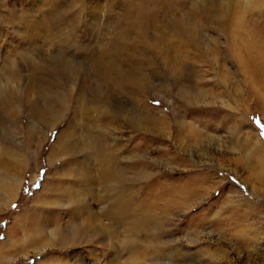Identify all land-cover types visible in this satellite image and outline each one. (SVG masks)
Returning a JSON list of instances; mask_svg holds the SVG:
<instances>
[{
    "label": "rangeland",
    "instance_id": "obj_1",
    "mask_svg": "<svg viewBox=\"0 0 264 264\" xmlns=\"http://www.w3.org/2000/svg\"><path fill=\"white\" fill-rule=\"evenodd\" d=\"M130 1L137 2L143 10L136 14L133 9L129 10L127 21L134 24L142 18L144 23H152L143 33L145 45H158L161 51L167 53L169 50L173 58L180 57L184 61L182 66H185L182 71L179 69L175 83L173 80L167 82L192 86L208 94L202 105L191 106L170 94L171 87L161 85V77H152L148 90L151 116L158 118V111H161L169 118L164 131L155 129V134L149 133L143 140L138 138L133 143V147L142 143L140 152H147L149 170L163 183L162 188L190 185L195 190L194 195L209 191L184 214L179 224L180 233L175 235V229L171 231L172 238L178 240L175 247L192 252L188 264L200 260L199 254L205 246L210 247L211 253V250L219 249L226 254L230 264H264V236L260 235L264 232V227L260 228L264 226V87L261 82L264 72L260 77L264 68V0ZM207 3L221 4L224 14L218 17L209 12L203 5ZM124 4L125 0H0V79L14 89L21 82L18 101L12 111L4 110L0 104V264H71L77 263L79 258L84 260L83 264L114 262L108 260L109 254L104 258L100 254L105 252L101 250L103 247L85 243L66 244L63 249L53 247L37 253L42 245H46L42 241L48 240L52 229L62 224L61 229L68 231L80 220H72L73 212L67 211L73 205L67 203L73 195L69 196L65 188L74 193L77 191L75 194L82 193V188L75 187L78 182L71 169L68 165L62 166V161L67 159L69 163L72 157L60 154L54 156L51 164L48 159L58 153L70 131L82 133L83 137L81 123L84 116L68 104L63 118L52 128H47L33 119L24 102L43 105L35 94L36 81L30 76L35 72L34 66L46 67L48 70L44 74L52 75L47 59L54 53L60 51L66 57L70 56L69 59L80 56L78 59L84 64V53L91 49L103 57L106 47L103 34L123 23V15L129 8ZM72 28L77 38L67 41L65 37L63 40ZM193 28L197 35L193 33L190 41L198 46L197 50L192 51L183 44L181 48L179 46L180 52L175 51L187 31ZM46 31L52 35V45L46 39ZM162 59L161 56L155 58L158 68ZM172 109L182 128L172 125L168 134L170 116L174 114ZM187 125L194 126L196 133H188ZM118 133L124 138L129 134L125 135L122 129ZM119 142L117 146L126 143L125 140ZM81 158L82 154L74 159L79 161ZM18 176L22 177L18 196L8 204L1 180L7 183ZM97 188L96 185L95 194ZM150 193L157 196L153 189ZM173 197L174 193L167 192L162 201L156 202H162L164 206L163 202ZM227 220L239 221L240 226L230 228V231L228 228L219 230L214 225ZM97 224L107 225L109 221L99 217ZM248 225L257 233L254 253L253 243L244 236L251 233L245 228ZM192 231L202 233L194 239ZM225 232L244 235L220 241L218 235ZM8 238L13 240L12 244ZM144 238L140 236L139 239L143 242ZM190 238L197 244H188ZM28 239H39L41 243L30 245ZM122 239L121 236L119 241ZM119 243L115 246L114 243L109 252L118 253ZM247 252L252 254L246 257ZM128 254L121 251L116 264H125ZM220 257L217 253L210 264H229L222 263ZM100 258L104 260H98Z\"/></svg>",
    "mask_w": 264,
    "mask_h": 264
},
{
    "label": "bare ground",
    "instance_id": "obj_2",
    "mask_svg": "<svg viewBox=\"0 0 264 264\" xmlns=\"http://www.w3.org/2000/svg\"><path fill=\"white\" fill-rule=\"evenodd\" d=\"M137 1L139 2V0ZM141 1L146 3V0ZM124 5L129 6V8L125 10V15H123V23H118L117 27L111 30L108 29L107 33L103 34L106 45L103 57L101 54V56L95 54V49H91L88 52L84 51L86 58L83 60L86 61L84 64L78 59L81 58L80 56L69 59L70 56L66 57L62 52L58 51L47 59V63H50L48 67L51 68L52 75L44 74L48 70L46 67L34 66L35 72L30 76L35 79L37 84L35 87L37 90L35 93L36 97H39L43 103L40 106L41 104L39 105L34 101V103H30L25 100L24 103L28 106L29 114L33 119L35 118L43 123L47 128H52L56 122L63 118L68 104H72L75 112L83 113L82 115L84 116L83 123H81L83 137L82 133H80V136L76 131H70L69 135L65 137L61 148L58 149V153L52 154L48 159V163L51 164L52 162L50 161L54 160V156L63 154L64 156L72 157L69 158V163L67 159L62 161L64 162L62 166L68 165L71 169L70 172L78 182L75 187L82 188L80 189L82 193L75 194L77 191L74 193L70 191L71 189L65 188L69 196L73 195L71 202H67L73 205L67 211L71 210L73 212L72 220H80L71 225L68 231L61 229L62 224L58 228L52 229L48 234V240L44 238L42 241L46 245H42L43 248L37 250V253L40 254L42 251L53 247L63 249L66 244L72 246L77 243H85L91 246L103 247L101 250L105 252H100V254L103 255V258L109 254V258H106L110 259L111 262L114 261L111 264L117 263L116 258L119 257L121 251L129 252L125 264H188L191 261L188 260L193 255L192 252L183 250L178 246L175 247L178 240L172 238L171 231L175 229V235L180 233L179 224L184 214L193 204L197 205V202L204 199V196L209 194V191H206L203 195H194L195 190H192L193 187L190 185L189 187H175L173 185L162 188L163 183L161 184V181L156 178V174L153 175L154 172L149 170L150 162L149 158H147V152H144L145 154L140 152L142 143H140L141 146L138 145L136 147H133V143L138 138L143 140L149 136V133H154L156 130L164 131L166 119L169 118V116L162 114L161 111H158L160 114L158 118L151 116L148 90L152 84V77H161L162 82L159 83L165 88L171 87L169 90L170 94L176 95L180 101L187 102L191 106L194 104L197 106L202 105L208 94L206 95L204 91L196 90L192 86L175 85L167 82L169 80H173L172 82L177 80L179 71L185 66H182L184 61L180 57L173 58L169 50L167 53L161 51L162 49L160 48V50L158 45H145L143 33H146L152 23H144L142 18L138 21L139 23L136 22L137 24L130 23L127 21L129 10L133 9V13L136 14L137 11H142L143 9H141V6H137V2L130 0H125ZM203 5L205 9L211 13L214 12L218 17L224 14V12H221V4L207 3ZM141 14L144 13L141 12ZM72 29L67 36H64L63 40L65 37L67 41L77 38V36L73 35L74 29ZM93 32L100 34L99 31ZM37 33H41V31H37ZM193 33L197 35L195 28L188 30L186 37L175 47V51L180 52L179 46L181 48L183 44L189 46L192 51H196L198 46L192 45L193 43L190 41V39H193ZM46 39L47 41L49 40V43L51 41L50 44L52 45L53 38L48 31H46ZM46 46L49 48V44ZM35 47L37 48V46ZM23 55L25 54L23 53ZM159 56L163 57L161 60L162 65L159 67L162 68L161 70L157 67L155 60ZM31 59L33 58L31 57ZM25 62L29 63L28 61ZM186 62L187 64L191 63L190 61ZM21 70L23 71L24 68ZM262 72H264V68L260 72V77ZM46 76L48 77L47 80ZM261 82L264 87V81ZM20 85L21 82L14 89L11 85L2 83V79H0V104H2L4 110L12 111L13 105L18 101ZM27 88L29 87L27 86ZM171 113H174V109H172ZM170 117L168 134L172 130V125H175L177 129L180 126L175 113ZM119 129H122L125 135L129 133L126 138L119 136ZM186 129L188 133H196L194 126L192 128L187 125ZM117 139L119 141L125 140V145L117 146L119 142ZM81 154L82 158L79 161H75V156ZM90 181L95 183L90 184ZM21 184L22 177L20 178V176L14 181H8L7 183L5 180H1V186L6 189L8 204H11L17 198ZM96 185L98 187L97 194H95ZM74 189L72 191H75ZM151 189L155 190L157 196H151ZM177 189H179V192ZM167 192L174 193V197L169 201L166 198L167 200L163 202L164 206H162V202L159 201H162L161 198ZM190 193L192 194L191 197L189 196ZM157 200H159V204L156 202ZM95 209L98 210L96 211ZM99 217L106 218L109 224H97L99 223ZM239 223V221L227 220L223 223L217 222L214 225L219 230L228 228V230L232 231L230 228L239 227ZM252 225L255 226L254 224ZM261 225L263 224L261 223ZM172 226H174L173 229ZM263 227L260 226V228ZM245 228L248 230L251 226L248 225ZM245 228L241 229L244 234H246ZM119 229L122 231V235ZM250 232L247 235L238 232L232 234L220 233L218 239L226 241V238H238L244 235L250 243H253L254 253L257 239L255 234L257 233L251 229ZM200 233L202 231H194L193 238H198ZM260 235L264 236V232L262 231ZM121 236L123 239L119 241ZM140 236L145 237L143 242L139 239ZM8 241L11 244L13 243L10 238H8ZM28 241L30 245H40L41 243L39 239H28ZM117 242H120V250L118 249V253H110V247L114 243V246L117 245ZM195 243V240L189 239L188 244L193 245ZM166 250L169 252L167 251L168 253H166ZM211 251L212 253L209 246L202 248L201 254H199L200 260L193 264H210L217 253L221 254L222 263L230 262H228L226 254L219 249ZM251 254V252H247L246 257ZM103 258L98 260L103 261ZM81 259L79 258L77 263L75 261L71 264H83L84 260ZM67 264L70 263L68 262Z\"/></svg>",
    "mask_w": 264,
    "mask_h": 264
}]
</instances>
